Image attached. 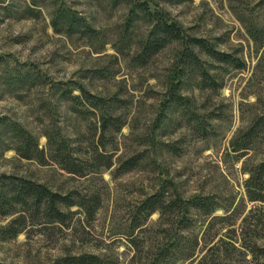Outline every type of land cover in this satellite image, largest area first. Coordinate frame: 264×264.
<instances>
[{
  "label": "rangeland",
  "instance_id": "374dc122",
  "mask_svg": "<svg viewBox=\"0 0 264 264\" xmlns=\"http://www.w3.org/2000/svg\"><path fill=\"white\" fill-rule=\"evenodd\" d=\"M163 22L181 37L147 56ZM193 38L245 68L208 56ZM263 41L264 0H0V176L100 199L92 217L75 206L64 224L29 212L17 235L19 214L0 213V264L81 255L166 264V246L187 237H199L201 251L223 241L225 264H264L253 252L264 251V205L245 192L264 155L233 151L264 115ZM58 150L83 176L62 167ZM99 153L111 168L95 162ZM155 194L210 199L215 209L148 216L142 205ZM235 241L238 250L228 246Z\"/></svg>",
  "mask_w": 264,
  "mask_h": 264
},
{
  "label": "trees",
  "instance_id": "16d2710c",
  "mask_svg": "<svg viewBox=\"0 0 264 264\" xmlns=\"http://www.w3.org/2000/svg\"><path fill=\"white\" fill-rule=\"evenodd\" d=\"M180 37L181 31L175 24L168 22L158 23L152 33L151 41L148 42L145 48L147 56L158 53L169 42ZM190 42L192 46H197L202 52L220 62L233 65L237 69L245 68L241 60L217 51L205 39L193 38ZM187 53L186 57L188 59L197 60L198 57L194 51L189 50ZM203 75L206 84L216 85L215 79H212L207 72H204ZM107 120L105 121V126ZM233 151L238 153L240 157L258 152L264 155V115L257 117L242 136L236 137ZM25 157H31V150L26 152ZM55 159L68 173L83 176L84 166L71 154L58 150L56 151ZM95 162L107 169L113 166L112 157L103 153L98 154ZM248 174L249 178L245 183V192L248 200L251 203L264 205V158L258 164L253 165L248 170ZM99 204V197L88 198L79 195L76 197L73 194L62 195L58 192H53L46 185L25 178L0 176V213L2 215L19 214L11 224L10 233L12 235H17L19 228L25 225V214L29 212L42 216L48 223L64 224L72 214L70 212L71 208L78 206L92 217L97 211ZM142 208L148 213V216L157 211H162L163 213L164 210L167 214L169 211L176 210V208H182L185 212V219L189 218L190 208L204 213H210L215 209L210 199L200 198L189 201L181 199L167 201L166 199L165 202L161 194H155L147 198ZM184 242L183 244V242L175 241L171 245L166 246V264H178L180 261L188 264H225L224 260L229 257L228 250L230 249H224L223 251V241L214 243L206 251L199 249L201 243L199 237H187ZM237 243V241L231 242L228 246L238 250L236 248ZM253 248H255L253 252H258L260 255L264 253L256 245ZM229 253L232 252L230 251ZM55 264H105V262L95 255H81L61 259Z\"/></svg>",
  "mask_w": 264,
  "mask_h": 264
}]
</instances>
